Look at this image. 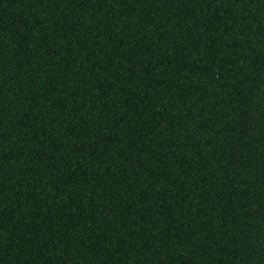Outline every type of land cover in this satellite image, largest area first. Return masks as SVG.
Wrapping results in <instances>:
<instances>
[{
	"label": "trees",
	"instance_id": "trees-1",
	"mask_svg": "<svg viewBox=\"0 0 264 264\" xmlns=\"http://www.w3.org/2000/svg\"><path fill=\"white\" fill-rule=\"evenodd\" d=\"M0 264H264V0H0Z\"/></svg>",
	"mask_w": 264,
	"mask_h": 264
}]
</instances>
